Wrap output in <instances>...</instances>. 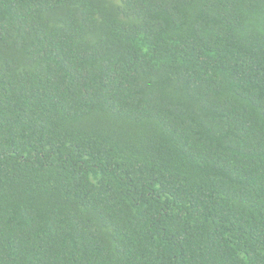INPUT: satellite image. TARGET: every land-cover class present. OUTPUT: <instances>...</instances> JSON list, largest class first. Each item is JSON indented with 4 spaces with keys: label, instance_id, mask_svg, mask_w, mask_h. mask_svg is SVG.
<instances>
[{
    "label": "trees",
    "instance_id": "16d2710c",
    "mask_svg": "<svg viewBox=\"0 0 264 264\" xmlns=\"http://www.w3.org/2000/svg\"><path fill=\"white\" fill-rule=\"evenodd\" d=\"M0 264H264V0H0Z\"/></svg>",
    "mask_w": 264,
    "mask_h": 264
}]
</instances>
